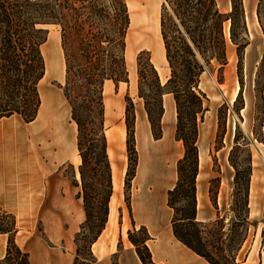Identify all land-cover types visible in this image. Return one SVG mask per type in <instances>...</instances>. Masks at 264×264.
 <instances>
[{
	"label": "trees",
	"instance_id": "16d2710c",
	"mask_svg": "<svg viewBox=\"0 0 264 264\" xmlns=\"http://www.w3.org/2000/svg\"><path fill=\"white\" fill-rule=\"evenodd\" d=\"M262 2L259 0V6ZM127 6L126 0H0V119L13 115L21 117L25 123L36 119L41 105L39 85L45 75L41 53V46L46 42L45 27L61 29L65 64L62 90L70 107V119L76 126V150L80 158L79 182L72 184L80 188L78 197L82 199L85 214L80 230L91 234L85 243L91 260L85 264L95 263L91 247L105 228L113 193L105 137L103 85L106 81L115 86L128 81L124 58L130 25ZM257 16L260 20L259 10ZM238 19L245 31L241 0H231V11L227 15L219 10L217 0H161L159 29L169 69L166 83L161 84L150 59L137 60L138 97L144 101L155 141L161 139L163 95L171 94L175 103V138L182 142L183 156L177 162L176 184L167 193L173 235L208 264H240L237 260L251 225V154L241 166L232 155L240 147L238 140L231 151L234 181L227 212L221 217L214 201L215 218L209 222L197 220V119L204 111L205 98L199 90L200 76L212 63L218 65L219 70L226 65L223 23H231L230 39L235 44ZM95 27L101 30L96 36L92 33ZM76 44H79L78 53L73 50ZM145 84L150 91L147 96L142 94L141 86ZM125 102L126 191L135 176L138 158L133 104L129 98H125ZM262 224L261 238H264V212ZM138 232L142 235L140 239ZM0 233L8 235L0 264H30L29 254L15 243L17 230L4 229L0 220ZM80 233L76 234L75 241ZM127 235L141 264H156L146 245L149 240L146 229L133 227Z\"/></svg>",
	"mask_w": 264,
	"mask_h": 264
},
{
	"label": "rangeland",
	"instance_id": "374dc122",
	"mask_svg": "<svg viewBox=\"0 0 264 264\" xmlns=\"http://www.w3.org/2000/svg\"><path fill=\"white\" fill-rule=\"evenodd\" d=\"M150 1L157 6L153 14L154 20L149 27V18L144 10L145 7L140 1L126 0V4L128 3V14L130 13V25L126 37L124 54L128 81L126 85H122V88L125 89L122 90L121 94H118L116 86L111 94L106 96L105 91L108 85L104 83L103 86V96H106V101L110 102L112 100V103H116L118 106V112L106 110L104 101V109L106 111L104 115L105 137L107 132L111 134L114 132L118 133V141L111 140L107 144V156L111 171H113V165H117L120 170L121 187L116 192L118 200L116 223L118 225L121 224L122 216H124L125 220L131 217V208L129 210V207L133 184L135 183L139 170L143 171L145 161L147 163L149 162L143 140L145 126L146 131L150 134L151 129L150 126L145 125L147 116L144 109V101L138 98L137 60L140 58L142 62H146V60L150 59V63L156 67V60L160 57L159 49L163 46L159 29L161 0ZM217 4L222 14L227 15L230 13L231 0H217ZM241 4L245 31L242 29L241 19H238L235 26V44L230 39L231 23L229 21L223 23L226 65L219 70V66L212 63V66L205 68V71L200 76L199 90L204 94L205 98L203 105L204 111L197 119V147L199 156V173L196 180L197 220L200 222H209L215 218L216 210L213 206L214 201H216L221 217L227 212L231 204V193L234 181V169L231 166V156L234 155V157L238 158L237 161L241 166H244L247 162V156L250 153L249 221L251 225L249 227L247 241L240 251V257L237 262L244 264L247 259V253L250 252L249 258L250 260L252 258V264H260V256L264 255V238H261L264 212V0L260 6L259 0H241ZM257 10H259L260 20L257 16ZM45 29L47 30L46 42L44 43V47L47 45L44 48L46 57H49V54L52 55L54 49L57 48L61 50L60 54L61 58H63L60 27L48 26ZM99 30L97 27L92 28V33L96 36L101 32V30L98 32ZM78 45L76 44L73 47L75 53L79 52ZM164 64L167 63L165 62ZM47 69V74L40 83L39 90L40 92L42 90L50 93L52 97L49 99L50 104H46L42 117L40 119L36 117L30 123H25L17 116L13 119L17 120L19 127L26 134L37 123L35 127L37 129L43 123L52 125L51 127L54 128L52 130L54 134V145L53 163L50 165L53 168V175L48 177L53 176L54 180L59 181L65 180L69 182L71 187L69 192L66 188L63 194H60L62 192H59L56 186L54 187L52 204L54 217L49 223L37 215L36 212L28 214L24 211L17 212L15 215L1 211L0 220H2L4 229L17 230L14 237L15 243L25 251L28 252L31 246H34L46 252L56 251L61 254V257L70 259V264H85L91 260L85 248L86 240L91 237L89 232L81 231L79 228L78 232L81 233L78 235L76 241L75 238L78 232L70 238V241L62 239V243L64 242V244H61V241H58V238L54 234V222L61 221V218H58L56 215H62L58 209V203L56 206L55 202L60 195L66 196L69 193L71 198H77L80 188H74L72 182H79L78 168L80 163L74 162V157L78 155L76 150V126L70 119V107L63 96L62 87L64 86V82L59 83L54 79L57 75L56 69H53L52 73L50 72L49 66ZM162 69V81H164L169 76V73L167 66L163 65ZM133 82L137 88L135 93L131 91V84L135 88ZM141 88L144 96L150 94L147 84L142 85ZM125 98H129L133 104V114L135 117L134 141L138 158L134 173L135 176L130 181L129 189L126 191L124 182L128 170V157L126 151ZM50 113H54L55 118L53 120L50 118ZM8 127L9 124H6L5 129ZM62 132L68 134L69 141H73L74 150L63 162L58 164L57 153L59 148L63 147L66 150L68 149L67 143L62 142L60 139ZM162 135L163 125L161 122V137ZM235 140H238L240 147L234 152L235 154L231 155L232 148L235 146ZM60 142L63 143V146H60ZM171 142L170 153L167 152V149L161 147L153 149L152 162L154 163L153 168L156 170L158 169L157 163L161 164L163 172H168L170 169H173L175 172L173 185L175 186L177 181L176 165L183 155L180 157L176 156V148L179 147L182 151L183 146L182 142H177L175 138V127L171 135ZM25 143L30 147L29 167L31 174L38 172L39 175H42V169L50 157L49 150H47V143L41 140L37 142L33 141L31 137L29 140L25 138ZM15 163L19 169L22 168L23 161L20 159V156L17 157ZM40 191L41 189H39ZM73 199L72 203L75 201ZM71 213L74 215L73 212ZM84 222L85 220L80 227ZM123 230H125V227ZM61 232L68 234V230H66L64 225L61 227ZM137 234V238L142 237L139 232ZM102 239L100 238L93 250L91 247L92 255L96 258L95 264L103 263V260L98 259L96 255V249L100 246ZM69 242L71 243L70 247L68 245ZM119 248L120 241L118 242L117 238L115 252ZM249 258L248 262L250 261ZM108 264H117L116 255L111 258V263Z\"/></svg>",
	"mask_w": 264,
	"mask_h": 264
},
{
	"label": "crops",
	"instance_id": "0c3cea01",
	"mask_svg": "<svg viewBox=\"0 0 264 264\" xmlns=\"http://www.w3.org/2000/svg\"><path fill=\"white\" fill-rule=\"evenodd\" d=\"M48 41L50 42V40ZM46 46L47 45H45V47ZM45 47L43 44L42 55L45 59L44 77L47 74V68L49 66L51 73L53 69L57 70V75L54 79L59 83L64 82L65 64L64 58H61V50L55 48L53 54H49V57H46V51L44 50ZM159 54V60H156V71H158L157 73L161 84L164 85L169 76L162 81V68L163 65L167 66V64H164L166 60L163 46L160 47ZM167 71L169 73L168 66ZM105 85H108L106 86L105 91L106 96H108L116 86L111 81H106ZM122 85H126V83H119L117 85L118 94H121L122 90L125 89L122 88ZM134 87L135 88H133V84H131V91L133 93L137 91L135 83ZM106 96H103L106 110L118 112L117 104L112 103V100L107 102ZM51 97L52 95H50V93L41 90V105L37 119L42 117L46 104H50L49 99ZM162 106L163 115L161 122L163 125V135L161 139L155 141L151 134L146 131L145 126V136L143 142L145 144L146 155L149 162L147 163L145 161L143 171L139 170L135 183L133 184L130 201L131 217H128L127 220H125L124 216H122L120 225L116 223L118 204L116 192L119 191L121 187V179L119 177L120 170L117 165H113V195L109 203V216L105 229L97 241L92 245L93 250L94 246L98 244L100 238H103L100 246L96 249L98 259L103 260L102 264L111 263V258L114 255H116L117 264H141L136 255L135 248L128 240L127 233L128 231H132L133 227L136 230L140 227H144L146 229L149 236V240L146 242V245L151 253L152 261L156 264H208L203 258L199 257L180 243L173 235L170 224L172 211L167 206V193L174 186L173 181L175 172L173 169H170L168 172H163L162 166L159 163H157V170L153 168V149L161 147L163 149H167V152L170 153V147L172 146L171 135L174 127L176 128L175 103L171 94L163 95ZM54 113H50L51 120L55 118ZM14 117H16V115L0 119V212L4 211L14 215L20 211L27 212L28 214L36 212L37 215L44 218L49 223V221L54 217V211L52 209L54 187L56 186L58 191L62 192L60 194L65 193L64 191L66 188L69 192L71 187L69 182H66L65 180L59 181L54 180L53 176L48 177L53 175V168L50 164L53 163L54 134L52 130L54 128L51 127L52 125H46L43 123L41 127L37 129L35 128L38 124L37 123L34 127H32L31 131H28L26 134V132H23L19 127L17 120L13 119ZM145 123V125L150 126L147 119ZM6 124H9L7 129H5ZM30 137L33 141L37 142L38 140H41L47 143V150H49L50 157L49 161L45 163L42 169V175H39L38 172L36 174H31V169L29 167L30 147L27 143H25V138L29 140ZM106 137L107 144H109L111 140L115 142L118 141L117 132H114L113 134L107 132ZM68 138L69 136L67 133H61L60 139L62 142L67 143L68 149L66 150L63 147L59 148L57 153L58 164L63 162L65 158L68 157L74 150V143L71 140L70 142ZM62 142H60V146H63ZM182 154L183 150L181 151V149L177 147L176 156L180 157ZM18 156H20V159L23 161L21 169H19L15 163ZM74 162L78 164L80 163L78 155L74 157ZM74 188L78 187L74 186ZM39 189H41L40 192ZM69 194H66V196L60 195L55 202L56 206L58 203V209L62 215H56L58 218H61V221L54 222V234L56 235L55 237L58 238L57 240L61 241V244H64V242L62 243V239L70 241V238L78 232L80 225L85 220L82 199L77 196L76 199L74 198V203H72L73 198H71ZM71 212H73L74 215H72ZM63 225L66 230H68V234L61 232V227ZM124 227L125 230H123ZM7 238V234L0 233V260H2L5 256ZM117 238L118 242L120 241V248L115 252ZM68 245L70 247L71 243L69 242ZM18 247L22 249L20 246ZM27 253L29 254L30 264H70V259L61 257V254L56 251L46 252L31 246V249ZM249 257L250 252L247 253V259L244 264H252V258L250 260ZM248 258L250 260L249 262ZM259 262L260 264H264V255L260 256Z\"/></svg>",
	"mask_w": 264,
	"mask_h": 264
},
{
	"label": "bare ground",
	"instance_id": "6f19581e",
	"mask_svg": "<svg viewBox=\"0 0 264 264\" xmlns=\"http://www.w3.org/2000/svg\"><path fill=\"white\" fill-rule=\"evenodd\" d=\"M139 1L145 7L144 10H145V12H146V14H147V16L149 18V27H150L152 21L154 20L153 14L155 12V9H156L157 5H154L150 0H139ZM157 60H159V58Z\"/></svg>",
	"mask_w": 264,
	"mask_h": 264
}]
</instances>
